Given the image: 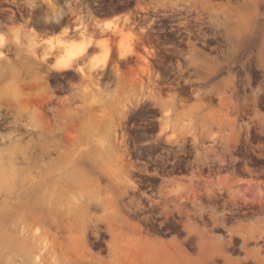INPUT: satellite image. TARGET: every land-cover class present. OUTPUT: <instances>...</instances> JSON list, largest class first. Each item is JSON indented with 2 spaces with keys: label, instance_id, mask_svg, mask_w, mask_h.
Listing matches in <instances>:
<instances>
[{
  "label": "rangeland",
  "instance_id": "1",
  "mask_svg": "<svg viewBox=\"0 0 264 264\" xmlns=\"http://www.w3.org/2000/svg\"><path fill=\"white\" fill-rule=\"evenodd\" d=\"M150 3L163 12L201 9L221 21L223 37L228 42L226 49L220 60L203 61L197 78L205 80V87L191 92L188 98L181 93L156 92L152 74L140 67L146 66L144 61L125 70L120 68V60L135 54L119 57V41L126 47L131 45L134 51L138 49L139 34L128 25L132 21L130 12L126 13L130 21L123 32L130 31L132 38L111 29L101 32L95 17L94 26L99 32L82 26L79 35L71 36L69 30L62 40L56 33L41 36L33 28L27 31L21 26L13 27L16 47L19 52L26 48L25 56L31 59L30 78L22 97L23 111L28 112L29 159L23 166L27 179L24 189L21 181L15 187L11 179L0 178V213L6 214L0 215V227L6 225L13 230L22 199L28 207L39 196L40 216L59 240L54 246L57 260L48 259L50 254L45 253L43 264H69L76 252L77 258L88 254L87 240L77 245L68 238L86 228L88 233L105 231L110 236L109 259L94 255V261L100 264H224V253L235 264H261L253 257L264 260V0ZM45 7L46 20L51 21L59 12L63 18L70 5L45 0ZM109 15L123 17L112 12ZM115 23L122 27L119 17ZM83 32H94L95 39L109 41L108 60H103L104 49L89 47L88 58L79 59L86 75L79 73L72 93L55 103L57 109L44 110V102L52 101L54 94L40 77L43 68L40 70L33 60L50 46L65 42V47L54 48V56L45 68L68 72L56 71L51 65L73 40L76 43L83 39ZM0 34L2 46L5 43L1 47L0 42V48L6 56L7 34ZM95 56H101L102 65L91 71L89 58ZM6 59L15 62L8 55ZM110 67L114 74L105 77ZM6 90L20 92L21 87L17 84ZM147 101L160 106L159 133L155 137L165 141L164 155L150 163L172 168L156 173L163 176L158 179L161 182L156 184L154 196L162 227L153 233L141 225L148 226L135 210L143 205L136 186L141 174L126 170L135 163L126 157L118 135V127L125 123L131 107ZM168 110L169 115L165 114ZM86 118L90 126L83 124ZM21 148L20 143L0 146L3 168L17 167L10 163V156ZM110 221L114 235L107 230ZM168 221L172 226L166 224ZM244 237L249 238L246 243ZM234 240L239 244L236 251ZM19 257L0 264H23Z\"/></svg>",
  "mask_w": 264,
  "mask_h": 264
},
{
  "label": "flooded vegetation",
  "instance_id": "2",
  "mask_svg": "<svg viewBox=\"0 0 264 264\" xmlns=\"http://www.w3.org/2000/svg\"><path fill=\"white\" fill-rule=\"evenodd\" d=\"M58 1L70 7L64 10V16L60 21H47L45 0H0V32L7 34L4 49L13 61L17 59L21 62L19 65L15 61L21 67L16 76L21 90L16 98H13L11 90L5 89L13 76L0 75V146L14 147L18 143L21 144V150L15 149L10 156V163L17 167L26 166L29 159L28 112L23 111L24 102L21 94L30 76L28 63L24 60L26 48H22L19 52V48L14 43L13 27L21 26L27 31L33 28L41 36H45L46 31L49 34L58 33L57 35L65 36L64 30L67 29V32L70 30L71 36H76L80 34L82 26H88L90 31L99 32L94 26L93 18H98L95 20L98 26V22L110 12L123 15V17L111 16L119 17L122 25L119 28H124L126 22L130 21V16L126 13L130 12L132 21L128 25L134 27L139 34V37L136 36L138 51L131 53L135 55L127 60H120V68L125 70L131 65H139L141 61H144L146 66L140 65V67L142 70L144 67L145 72L152 74V87L156 92L163 95L181 93L186 98L196 89L205 87V80L197 78L199 70H203V61L220 60L222 51L226 49L225 45L228 43L223 37L221 21L212 19L210 14L201 9L184 8L163 12L155 8L150 3L151 0ZM98 27L101 32L108 30L102 31V28ZM89 35H94V32ZM25 40L22 38L24 45H26ZM40 51L42 47L39 48ZM116 64L118 66V62ZM66 71L68 72L57 73L46 68L41 70L40 77L54 94L52 101L44 102V110L51 111L49 108L55 107V103L61 98L72 93L73 84L78 81L81 72L75 68ZM113 74L110 67L105 72V77ZM126 116L125 123L118 127L119 142H122L126 148L128 160L135 163L129 165L126 170L141 174L136 186L139 200L143 205L142 208L135 210L140 213V220L148 224L147 227L145 224L141 225L146 229L149 227V231L153 233L152 230L162 227V220H158L156 212L157 199L154 196L157 194L156 184L161 182L158 179H162L163 176L156 173L172 170L171 167H160L150 163L163 156L165 152L163 149L165 141L157 140L155 137L159 133L161 109L158 104L147 101L131 107ZM0 215L6 214L0 213ZM166 224L172 226L171 221ZM168 231L166 229L165 233ZM109 240L110 236L105 231L97 235L87 231L89 253L85 254L91 259L85 256L83 258L81 255L79 256L81 259L77 258L76 252L74 261L69 264H100L94 261V255L109 259L111 251L108 245ZM238 246V242L234 240L233 251H236Z\"/></svg>",
  "mask_w": 264,
  "mask_h": 264
},
{
  "label": "bare ground",
  "instance_id": "3",
  "mask_svg": "<svg viewBox=\"0 0 264 264\" xmlns=\"http://www.w3.org/2000/svg\"><path fill=\"white\" fill-rule=\"evenodd\" d=\"M51 1L47 0V2L50 4H51ZM142 9H144V7ZM61 18H62V14L59 12L55 16L54 20L60 21ZM117 19H118L117 16L112 17L110 15L107 18L105 17L102 20H100V22H98V26H100L102 28V31H105V29H112L114 32L120 33L122 35H125L127 33L132 38L133 34L130 31H128L126 33L123 32V28H119V26L115 23L117 21ZM64 33H67V29L64 30ZM3 34L5 36L4 32H3ZM82 35H83L82 40H80L79 42H76V43L73 40L71 43V46L69 48L66 47L63 50V53H60L55 58V60L53 61L52 65H51L54 70L61 72V71H66V70H70V69L75 68L78 71H80L83 75H86L84 67L79 65V59L85 57L87 55L88 48L90 47V49H91L92 46H97L101 50L104 49L105 50V57L104 58L102 57V58H103L104 62L106 61V59L108 60V57L110 55V45H109V41L107 39H98V38L95 39L93 37V35L87 36L85 34V32H83ZM55 36H54V38H55ZM57 36L59 39L61 38V40H62V36H60V35H57ZM47 38H49V37H47ZM63 41H64V39H63ZM0 42H1V47H3L5 43L2 46L1 34H0ZM55 42H56V40H55ZM57 46H58V48L60 46L65 47V42L61 41L57 44ZM57 46L56 45L50 46L47 51L42 53V56L36 57V59L40 60V62H42L44 64L49 63L50 57L54 56L53 50ZM60 48H62V47H60ZM0 50H1V48H0ZM118 50H119L120 57H125L127 53H133L134 52V49L131 45H128V47H126V45L120 41L118 43ZM55 53H56V51H55ZM6 56H5V53L2 52V50H1L0 51V75L4 74V75H12L13 76L12 81L8 82L6 84L5 89L7 87H16L17 86L18 83L16 80V76H17V74H19L18 68L15 67L13 63L9 62L6 59ZM92 56H93V54H92ZM96 58H98V57L95 56L94 59L89 58L90 63L88 61V63H89L88 65H89V69L91 71L96 70L97 68L100 67V65H102V64H99L101 62V60H100L101 56L99 57V59H96ZM5 64H8V67H5ZM103 65H105V64H103ZM144 69L145 68L143 67V70ZM10 70H12V71H10ZM144 72H145V70H144ZM90 79H91V77H90ZM14 98H16V97H14ZM64 101H65V99L62 100V102H64ZM64 103H66V101ZM55 108L57 109L58 107H55ZM165 114L169 115L170 110H168ZM90 123L91 122L89 121L88 118H86L83 121V124L86 126L87 125L90 126ZM104 171H106V169H104ZM25 172H26V170L23 167H21V168L13 167L12 169H5V168H3L2 164H0V178L6 177V178L11 179L14 182V184H16L15 187L17 186L16 182L21 181L22 182L21 187H22V189H24L25 182L27 180ZM37 188H38V186H37ZM175 192H179V190H176ZM39 198L40 197L38 196V199L35 200V203L31 204L28 207L25 205L26 201L24 199H22V201L20 200L21 201V203L19 202L20 203V209L18 210L19 215L17 218H15L16 222L13 223V230H11L6 225H3L2 227H0V263L9 262L11 259L15 258L16 256H18V257L20 256L19 258L22 259L23 264H43V261L45 260V257H44L45 253L50 254L49 255L50 258H48V259H51L52 261L57 260L58 254H57V250L54 246L59 244V240H58L57 235L51 231V227L49 228L48 226L45 225V219L40 216L39 210H40L41 199H39ZM87 206H88V204H87ZM114 208L117 209L118 207L114 206ZM26 213H28L27 216H26ZM30 225H34V228H31ZM69 229L71 230V228H69ZM86 229L81 231V232H77L76 234H71L70 236L68 235V238L73 239L74 243H76L77 245H80L81 243H84L87 240ZM107 230L109 232L113 233V235L115 234L114 233L115 232L114 224L111 221L108 222V229ZM248 239H249L248 237H244V242L246 243L248 241ZM60 244H62V243H60ZM83 256L87 257L86 255H84L82 253L81 257H83ZM222 256L224 257V264H235V261L232 260L226 253L222 254ZM87 259H91V258L87 257ZM253 260L257 261L261 264H264V260L257 257V256H254ZM101 264H105V263L101 262ZM204 264H207V263H204ZM215 264H218V263L215 262Z\"/></svg>",
  "mask_w": 264,
  "mask_h": 264
},
{
  "label": "crops",
  "instance_id": "4",
  "mask_svg": "<svg viewBox=\"0 0 264 264\" xmlns=\"http://www.w3.org/2000/svg\"><path fill=\"white\" fill-rule=\"evenodd\" d=\"M107 16H109V15H107ZM106 16V17H107ZM47 33H48V31H46L45 32V35H47ZM58 34V33H57ZM88 58V57H87ZM24 60H25V63L27 62L28 63V67H29V64H30V61H31V59L29 58V57H24ZM15 61H17V63L20 65V61L19 60H17V59H15ZM16 62H14L13 64H14V66L15 67H17L18 68V70H19V72H20V69H21V67H19V65L17 64ZM33 63L41 70L42 68H45L47 65H45L44 63H42V62H40V61H38V60H36L35 58H34V60H33ZM5 67H8V64H5ZM17 83H18V81H17ZM18 85H19V83H18ZM19 94V92H14V93H12V96H13V98L14 97H17V95ZM21 96L22 97H24L23 96V94H21Z\"/></svg>",
  "mask_w": 264,
  "mask_h": 264
}]
</instances>
